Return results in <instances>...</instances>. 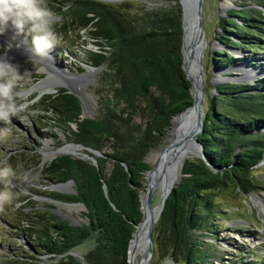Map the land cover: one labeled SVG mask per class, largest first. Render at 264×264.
Returning a JSON list of instances; mask_svg holds the SVG:
<instances>
[{"label":"trees","instance_id":"trees-1","mask_svg":"<svg viewBox=\"0 0 264 264\" xmlns=\"http://www.w3.org/2000/svg\"><path fill=\"white\" fill-rule=\"evenodd\" d=\"M46 3L65 20L64 26H54L57 33L68 26L89 31L99 48L86 49L87 60L105 66L100 81L105 94L95 118H82L81 100L64 87L43 99L44 110L54 111L52 120L66 127L70 141L103 155L96 156L95 165L88 158L63 154L42 169L51 182L75 181L77 193L48 195L84 203L89 223L75 225L52 211L26 212L22 219L26 223L16 227L29 248L1 256L0 263L129 264V245L136 233L133 222L142 221L141 193L153 167L147 157L163 145L168 131L172 133L176 115L194 101L183 62V8L179 0L153 6L138 0ZM65 6H70L68 11ZM217 24L216 40L225 49L217 50L214 65L219 70L243 62L257 67L252 60L264 50V0H236ZM233 48L250 55L236 57ZM262 87L264 77L255 84L222 82L212 87L214 95L207 90L199 135L207 160L188 158L181 164L183 176L153 232L160 256L180 264H215V244L207 235L218 236L217 218L228 213L217 196L230 188L250 194L263 183L255 172L264 160ZM86 242L92 247L84 262L70 251Z\"/></svg>","mask_w":264,"mask_h":264},{"label":"rangeland","instance_id":"rangeland-1","mask_svg":"<svg viewBox=\"0 0 264 264\" xmlns=\"http://www.w3.org/2000/svg\"><path fill=\"white\" fill-rule=\"evenodd\" d=\"M47 0H45L46 2ZM125 0H115V3ZM144 1L150 6L161 4L164 0H138ZM236 0H205L204 2V19L207 42L200 37V44L203 51L205 46L204 68H205V88L211 90L215 86L212 82L215 80L217 85L222 75L230 74L239 76L248 82L255 84V80L264 77V50L261 51L257 58L252 62L258 63V66H251L249 62H243L239 65L251 68L245 69H231L227 72H217L218 68L214 65L213 57L217 50L225 49V47L216 40L220 28L217 24L218 17L226 16L228 11L235 7ZM50 8L51 5H48ZM228 8V9H227ZM52 22L54 26H64L65 20L63 16L53 13ZM61 33V45H56L50 50L49 57L38 58L33 61L30 60V51L27 55H23L16 65L19 66L21 73L25 72L27 79L23 82V88L26 92V99L31 103L30 109L27 112L21 113L6 125L0 121V164H10L17 173V178L13 181L12 191L15 194V199L11 204L0 207V257L6 258L13 252H20L21 247L26 249L29 246L26 244L23 233L17 229L16 226L22 221L23 214L38 211H58L54 212L62 219L68 220L71 223L88 224L89 218L87 216V209L81 206L80 209H69L68 205L55 202L48 193L51 189V182L44 176L42 169L45 165L51 162L57 156L64 153L57 154L53 158L45 161V155L53 150L60 149L69 143H74L68 139L69 131L62 123H55L54 111H45L43 99L50 93L40 95L39 90L35 88L41 81L50 76V73L58 77L57 68L67 69L71 72H85L86 67L84 62L92 65L86 56V49L97 50L99 47L94 43L90 37L88 30H77L73 26H68ZM14 30L9 29L3 34H0V53H3L8 44H13V50L25 47V37L17 35L15 41L13 40ZM188 37V33H187ZM16 41H19L20 46H16ZM187 43V41H186ZM231 49V52L236 57H244L250 55L243 48ZM29 50V49H28ZM53 57V59L51 58ZM53 63V67L48 64ZM79 67L83 71H79ZM226 69V68H225ZM105 70V66L97 72L95 80L88 85V96L83 105L82 118H95L98 116L100 103L105 94L104 88L100 83L101 75ZM190 71V70H189ZM252 72L254 77L248 79L247 72ZM191 74V71H190ZM250 74V75H251ZM60 77V75H59ZM61 78V77H60ZM65 83L59 84L56 88L64 87ZM264 90V87H262ZM76 91V90H75ZM56 92V91H55ZM77 92V91H76ZM78 93V92H77ZM208 100L206 96L205 108ZM35 111L37 115L33 116L30 113ZM203 116V115H202ZM203 116V118H204ZM141 121L140 118L137 119ZM75 129L76 125L72 124ZM10 129V130H9ZM169 133V131H168ZM167 133V135H168ZM174 133V126H172V133ZM169 141L165 137L163 145L168 144ZM162 145V146H163ZM82 149V150H81ZM77 153H69L75 157L82 156L85 149L81 147ZM158 149L153 150V156L148 155L147 160L154 166L158 160ZM190 158H197L190 157ZM183 168V167H182ZM181 167L179 173L181 174ZM256 174L263 180L261 187L257 192L250 194H237L234 188H230L217 196L218 204L225 208L227 213L223 218H217L221 224L217 232V237L207 235V240L214 242V251L217 253L215 264H264V215L260 210L259 199L264 197V163L257 166ZM24 173L28 174V180L25 181L21 177ZM2 187V185H0ZM76 189V186H72ZM57 192V191H56ZM156 190L153 193L154 205L160 202L161 195H158ZM77 193V191L73 192ZM72 193V194H73ZM262 204H264L261 201ZM158 222V221H157ZM92 247V242H86L74 251L84 255ZM46 257V256H44ZM171 258L162 257L154 249L152 259L149 264H175L170 262ZM176 262V261H175ZM177 263V262H176ZM1 264V263H0ZM180 264V263H178Z\"/></svg>","mask_w":264,"mask_h":264},{"label":"water","instance_id":"water-1","mask_svg":"<svg viewBox=\"0 0 264 264\" xmlns=\"http://www.w3.org/2000/svg\"><path fill=\"white\" fill-rule=\"evenodd\" d=\"M101 1L114 2L115 0H101ZM179 1L182 5V8H183V45H182V53H183V58H184L183 62L185 65V72H186L187 78L192 82V94H193L194 101H193L191 106H189L186 109H184L183 111L179 112L177 115L184 113L187 109H189L191 107L195 108V110L197 112V116H196L197 126L193 130V132L191 133L190 144H192L193 146L198 148V154L196 157L207 160L204 145L199 139V135L202 133L203 127H204V121H203L204 114H202V111H203V108L205 106L206 96H207L206 95V88H205V82L206 81H205V77H204V75H205V70H204L205 69L204 68L205 49H203L201 56L199 57V60L196 62L197 68H198L197 69L198 75L200 77V86H196L195 81L190 74V71H189L190 67H189V64L187 62V52H186L187 29L191 25L195 29V41H194V43L200 37L205 41V44L207 42L206 31H205V19H204V2H205V0H179ZM236 50H239V49H236ZM48 64H50V63H48ZM50 65L53 67V63H51ZM84 66L86 67V71L82 72V73H79L77 71L71 72L67 69H62L61 67H56L57 73L60 75V77L67 80V83L64 84V88L68 89L69 92L75 94L81 100L82 105L85 104L86 100L84 99V97L81 94H79L75 91V89L73 87V83H77L80 80H82V81L85 80L89 84L90 82H93L95 80V76H96L97 72L91 76L92 77L91 79H85L84 77L87 76L88 68H90L91 70H94V71H96V70L99 71L101 69V66H93V65H90V64L85 63V62H84ZM242 68L245 70L246 69L251 70V68L244 67V65H239V66L238 65H232V66H229L228 68L223 69V70L217 69L218 70L217 72L224 73V72H227L231 69H242ZM227 81L248 82L247 80H245L243 78L241 79V77H239V76H233L230 74H226V75H222V78L220 79L219 83L227 82ZM212 83L214 85H217V82H215V80H213ZM57 91H58V89L56 90V92ZM215 93H216V90H212L211 95H214ZM165 137L169 141L168 135H166ZM169 143L158 148V151H157L159 154L158 160H156L154 166L147 173V179H148L147 187H146V190L141 193V205H142L141 209L143 212L142 221H143L144 216H145V211H144L145 200H146V205L151 209V211H153V209L155 208L154 196H153V182H154L156 176L158 175V173L160 171H162V169L165 168V167L161 166V163L164 162L163 160L168 157L169 152L171 151ZM69 144H75L77 146L84 148L85 150L92 152L94 155L89 154V152H84L82 154V156H78V157L88 158L91 160V162L93 164L98 165V161H97L96 156L103 155L102 152L95 150L91 147H87V146L80 144V143H69ZM64 154H69V153H64ZM154 154L155 153L152 151L149 155L153 156ZM184 163H183V166H184ZM262 163H264V160L262 162H260L257 166L261 165ZM160 167H162V168H160ZM182 176H183V173L181 172L179 179L177 181L173 182V184H172L171 188L169 189L167 195L164 198L163 197L161 198V200H160L161 210H160L159 218H160L162 211L165 207L167 198L169 197L173 188L178 185ZM72 185H75L74 180H69L66 182H59V183L51 182V189L54 191H57V192H61V193L72 194L73 192L77 191L76 189L71 187ZM53 200L55 202L63 203V204L68 205V206H85L86 207V205L82 202H64V201L57 200V199H53ZM86 209H87V207H86ZM53 212L60 214V212H58L56 210H54ZM142 221L140 223L133 222V224L136 227V231L140 228ZM157 221L158 220L155 218L151 219L150 224H149V226L145 232V241H146V244L149 248V254L146 256H142V258L138 264H149L151 259H152V255L154 252L153 232H154V228H155ZM73 224L79 225L77 223H73ZM135 240H136V237L134 234L133 238L130 241V245H129V264H135V261H134L135 258L132 257V255H131L132 248H134L133 244H134ZM70 254L79 257L80 259H82L85 262V256L84 255H82V254H80L74 250L70 251ZM170 262H174L175 264H178L174 260H171Z\"/></svg>","mask_w":264,"mask_h":264},{"label":"clouds","instance_id":"clouds-1","mask_svg":"<svg viewBox=\"0 0 264 264\" xmlns=\"http://www.w3.org/2000/svg\"><path fill=\"white\" fill-rule=\"evenodd\" d=\"M68 7L65 6L64 11H68ZM53 15L45 0H0V34L12 29L14 41L17 35L22 34L31 61L49 57L50 50L61 45L62 40L52 22ZM16 46H20L19 41H16ZM12 47L13 44L9 43L8 48ZM26 79L25 72L21 73L18 65L0 57V121L6 125L13 117L27 112L34 103L26 99L23 88ZM30 114L37 115L35 111ZM16 178L17 173L10 164H0V207L11 204L15 199L12 186ZM21 178L27 181L28 174L24 173Z\"/></svg>","mask_w":264,"mask_h":264},{"label":"bare ground","instance_id":"bare-ground-1","mask_svg":"<svg viewBox=\"0 0 264 264\" xmlns=\"http://www.w3.org/2000/svg\"><path fill=\"white\" fill-rule=\"evenodd\" d=\"M188 37L186 43V52H187V62L189 64V69L191 71V76L193 77L196 86H200V77L198 75L197 61L202 53V48L200 44V40L198 39L195 43V29L194 27L189 26L187 29ZM205 45V41L204 44ZM205 49V46H203ZM29 48H18L17 50H13V48H7L3 53H0V57H4L9 59L12 63L16 64L18 59H20L23 55H27L29 53ZM53 59V57H51ZM205 70V69H204ZM87 76L85 79H91L94 73L98 72V70L94 71L88 68ZM248 79L254 77L252 72L246 71ZM97 74V73H96ZM251 74V75H250ZM205 77V75H204ZM94 78V77H93ZM88 81V80H87ZM67 83V80L53 76L50 73V76L41 81L35 88L39 90L40 95L53 93L55 88L61 84ZM88 82L85 80H80L77 83H73L74 89L81 94L85 100H87L88 96ZM204 113V109L202 114ZM197 112L194 107L187 109L184 113L177 115L173 119L172 126H174V133L168 135L169 138V146L170 152L166 159H164L161 163L162 167H165L158 173L154 182H153V193L157 190L158 195H161V198L165 197L171 188L174 181H177L180 177V167L181 164L190 157H195L198 154V148L190 144L191 133L197 126ZM81 149L80 146L75 144H68L60 149L53 150L52 152L45 155V161L53 158L57 154L61 153H77ZM82 150V149H81ZM80 150V151H81ZM159 155V154H158ZM160 167V168H162ZM73 186V185H72ZM71 186V187H72ZM70 187V186H69ZM146 197V196H145ZM264 197L259 199L260 202V210L264 215ZM81 206H69V209H80ZM161 210V203H157L153 211L146 205L145 200V216L141 223L140 228L136 231L134 241V248H132L131 255L135 258V264H138L142 258V256H146L149 254V248L145 241V232L150 224L151 219L155 218L159 220V214Z\"/></svg>","mask_w":264,"mask_h":264}]
</instances>
